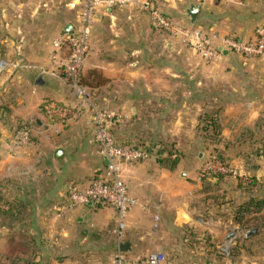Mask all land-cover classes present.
<instances>
[{"label":"crops","instance_id":"obj_1","mask_svg":"<svg viewBox=\"0 0 264 264\" xmlns=\"http://www.w3.org/2000/svg\"><path fill=\"white\" fill-rule=\"evenodd\" d=\"M76 2L0 0V48L20 55L15 66L22 61L54 70L52 40L74 23ZM153 2L180 23L218 37L229 34L248 40L255 27L264 24V0ZM59 3L65 5L64 17L73 18L51 40L48 58L29 54L26 50L37 48L27 34L57 31ZM192 4L199 5L193 20L187 14ZM64 54L65 49L59 51L57 60ZM81 76L89 92L85 98L77 97L62 76L39 74L35 68L0 74V152L6 151L0 157V195L24 204L17 219L0 216V264H66L59 256H82V264H91L99 254L105 257L119 248L112 233L113 207H64L68 184L84 187L105 165L93 141L92 105L119 113L111 125L113 136L148 152L145 159L121 168L127 192L137 201L125 217L122 241L128 242L129 251L123 252L138 256L162 251L164 264H264V229L260 233L254 227L255 233L236 237L228 228L234 225L238 205L264 196V157L256 159L251 153L257 135L264 148L260 62L229 51L204 60L180 38L154 27L146 12L122 6L97 16ZM49 102L77 107L82 115L68 124L50 122L41 110ZM207 112L220 116L221 135L215 144L205 141L199 130V117ZM23 124L32 129L30 142L8 151L11 134ZM244 128L253 137L239 142ZM169 144L178 152L171 155L177 158L172 169L159 161L167 156ZM207 146L224 151L234 166L258 180L253 179L251 188L232 176L199 180ZM58 148L62 154L55 157ZM225 240L236 246L234 255L219 252Z\"/></svg>","mask_w":264,"mask_h":264},{"label":"built area","instance_id":"obj_2","mask_svg":"<svg viewBox=\"0 0 264 264\" xmlns=\"http://www.w3.org/2000/svg\"><path fill=\"white\" fill-rule=\"evenodd\" d=\"M78 6L75 22L71 29L63 31L52 40V58L57 61L54 70L48 71L43 67L31 64H17L22 68H35L39 74H51L55 77L62 76L72 88L77 97L89 96L88 89L81 83V73L84 59L89 50V40L92 27L97 16L112 7L132 6L146 12L154 27L164 29L181 41L199 57L204 60H214L223 51L236 53L245 58L257 59L264 71V24L255 27L251 39H240L234 35L218 37L215 33L208 32L199 27L185 25L173 17L162 13L153 0H76ZM219 38V44L215 39ZM65 49V54L57 60V53ZM4 58H0V71L6 67ZM44 114L60 123L68 124L77 120L81 115V109L45 103ZM93 112V141L97 145V152L101 157H106L108 164L102 170L91 177L84 187L75 183H69L66 188L64 207H75L93 203L95 205H108L115 209L116 224L112 229L117 245L122 241L125 228V217L131 207L137 204L135 198L127 192V187L121 174L123 164H131L145 159L148 152L144 147L124 145L117 141L111 133V125L119 120V113L114 110H106L92 105ZM54 121V122H55ZM32 129L23 124L18 127L10 137L7 150L14 146H24L31 140ZM6 152V151H4ZM0 152V157L5 153ZM218 150L211 151L199 166L197 176L199 180L210 179V174L230 175L246 183L250 176L243 169L234 166L228 160H220ZM0 202V206H1ZM218 250L225 257L230 255L229 240L218 245ZM165 254L162 251H153L138 256H130L117 249L109 256L104 264H164Z\"/></svg>","mask_w":264,"mask_h":264},{"label":"rangeland","instance_id":"obj_3","mask_svg":"<svg viewBox=\"0 0 264 264\" xmlns=\"http://www.w3.org/2000/svg\"><path fill=\"white\" fill-rule=\"evenodd\" d=\"M123 7H125V6H123ZM64 8H65L64 4H61V3L58 4L57 31L48 32L46 30L49 27H47L45 29L46 32H43L41 34H27L26 35L27 36V40L30 41L32 43V45H34V47L37 48V49H34V48L28 49V50H26V52H28L29 54H35L39 58L40 57L48 58L51 40L53 39V37H55V35H57L59 33V31L61 30V28L64 25V23L66 21H69L70 19L73 18L71 16L70 17L69 16L64 17L65 16V13H64L65 9ZM74 19H76V15H75ZM0 23H1V21H0ZM3 53H5L6 55L3 54ZM0 58H4L6 60V63H7L6 67L0 71V74L6 72L8 69H11V68L15 69V68L19 67L17 65L15 66V62L18 60V58H20V55H17L15 51L6 52V51L2 50V48H0ZM21 63H25V62L20 61L19 64H21ZM98 80H99V77L97 76V74H94L93 75V81H97L98 82ZM258 137H259V135H257L256 140L254 142V145H256V146L258 145L257 147L261 148V141H260L259 144L257 143V141L259 142V140H261L260 138L258 139ZM256 146L255 147L253 146V148H256ZM168 147H169V150L173 149L172 147H170V144L168 145ZM165 149H168V148L165 147ZM215 150L220 151V149H218L215 146H207L206 148H203V152L205 151L206 154H208V155L210 154L211 151H215ZM176 151L177 150L173 149L172 153L174 152V153L178 154V152H176ZM261 153L259 154V152H258L256 154V156H257L256 159H261L259 157H264V153L263 152H261ZM252 154H254V153H252ZM252 158L254 159L255 157L253 156ZM243 170L247 171V169H243ZM248 175L250 176V181L253 180V179H256V181L258 180L256 177H253L250 174H248ZM227 176H230V175H227ZM0 196L3 197L2 195H0ZM255 197H259V199H260L261 198V194H259L258 196L255 195ZM256 208H257V206L254 207V209H256ZM260 209H261V211H264V206H262V208H260ZM261 211L248 214L246 216V218L244 217V219H242V221H240V224H237V223L234 222V225H230V227H228V228L231 229V231H234L236 233V235H237L236 237H244L245 233L248 230L253 229L254 227H258L259 228V232L261 233V228L264 229V225H263V220H264V214L263 213L264 212L261 213ZM94 247L95 246H93V245L91 246V248H94ZM232 247L233 246H230V250H229L230 254H232V251H233ZM104 255L105 254H99V257L95 258V259H91L90 263L91 264H103L106 261V259L111 255V253L107 254L105 257H104ZM59 257H63V260L66 262V264H82V263L85 262V260L82 258V256L79 257V258H76V259H73V258H67L66 259V257H64V256H59ZM53 263L54 264L55 263L58 264L60 262L54 261Z\"/></svg>","mask_w":264,"mask_h":264},{"label":"trees","instance_id":"obj_4","mask_svg":"<svg viewBox=\"0 0 264 264\" xmlns=\"http://www.w3.org/2000/svg\"><path fill=\"white\" fill-rule=\"evenodd\" d=\"M81 83H82V76H81ZM41 110L44 112V106L42 107ZM48 120L50 122L55 121V119H51V118H48ZM199 130H200V133H201V135L205 141H208L212 144L218 143L220 140V135H221V122H220L219 113L207 112V113L201 114V116L199 117ZM252 137H253V135L249 134L248 129L244 128L242 130L241 134L239 135L238 141L239 142H245V141H247V138H249L251 140ZM166 150L168 153L167 156H160L159 161L163 166L172 169V168H174V166L177 162V158L171 157L172 150H169V149H166ZM258 152H259V154L261 152L264 153V148H262V147L259 148L256 146V148H254V150L251 153H254V155H256ZM218 157L220 160H223V161L228 160L229 161V159L226 157L224 151L220 150L218 152ZM246 163H247V165L249 164V166L252 165V162L250 159H247ZM210 175H211L210 179H206V180H209L211 182L218 180L221 176H227V175H220V174H215V173H211ZM254 183H255L254 180H251L249 182L244 183L243 186L251 188L252 185H254ZM0 202L2 204L0 206V216L4 215L5 217L17 219L18 216H20V214L23 213V211H24V204L20 200H13V201L9 202L0 196ZM255 206H257L256 209H254ZM262 206H264V197L263 196H261L260 199H259V197H255V196L250 197L247 201L238 205L236 207V209L234 210V215H233L234 222L237 224H240V221H242V219H244V217L246 218V216L248 214L261 211L260 208H262ZM232 250L233 251H232V254H230V256L235 254L236 246H233Z\"/></svg>","mask_w":264,"mask_h":264},{"label":"water","instance_id":"obj_5","mask_svg":"<svg viewBox=\"0 0 264 264\" xmlns=\"http://www.w3.org/2000/svg\"><path fill=\"white\" fill-rule=\"evenodd\" d=\"M198 10H199V5H196V4L190 5V7L187 9V14H188V16L190 17L191 20H193L195 18ZM70 29H71V25H68L66 27V31H68ZM61 154H62V150L60 148L56 149L55 157H57V156H59ZM103 158H104L105 164H108L107 158L106 157H103ZM255 232H256V229H251V230L247 231L246 235H251V234H253ZM233 234H234L233 232L229 233L228 238L232 237ZM119 250L120 251H129L128 242L122 241L121 243H119Z\"/></svg>","mask_w":264,"mask_h":264}]
</instances>
